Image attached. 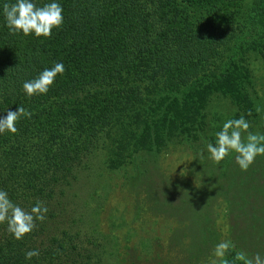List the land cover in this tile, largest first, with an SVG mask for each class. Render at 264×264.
<instances>
[{"label": "trees", "instance_id": "16d2710c", "mask_svg": "<svg viewBox=\"0 0 264 264\" xmlns=\"http://www.w3.org/2000/svg\"><path fill=\"white\" fill-rule=\"evenodd\" d=\"M33 2L59 3L64 21L48 38L12 34L3 5L15 0H0V118L18 107L32 113L17 121V133H0V190L25 211L41 201L48 212L20 240L0 224V264H102L119 256L103 233L76 229V217L59 222L66 189L94 160L115 170L135 153L159 152L180 132L201 129L212 91L245 108L238 59L218 74L206 67L229 39L237 38L236 53L264 49V0H249V35L199 8L208 4L220 15L227 6L243 10L242 0ZM61 62L65 72L47 94L25 93L24 82ZM29 250L39 255L26 259Z\"/></svg>", "mask_w": 264, "mask_h": 264}, {"label": "rangeland", "instance_id": "374dc122", "mask_svg": "<svg viewBox=\"0 0 264 264\" xmlns=\"http://www.w3.org/2000/svg\"><path fill=\"white\" fill-rule=\"evenodd\" d=\"M242 3L243 10L227 6L220 15L208 4L199 8L249 35L254 12L249 0ZM235 40L206 70L218 74L229 58L238 59L234 75L245 108L229 94L212 91L200 110L201 129L180 132L159 152L135 153L115 170L94 160L66 189L59 222L67 225L65 220L76 217V229L103 233L119 256L109 255L102 264H210L215 246L224 241L231 245L229 264H243L236 259L240 252L264 257V155L242 171L236 153L216 164L206 148L215 145L224 122L241 116L250 132L264 134V49L236 53Z\"/></svg>", "mask_w": 264, "mask_h": 264}, {"label": "clouds", "instance_id": "9594fccd", "mask_svg": "<svg viewBox=\"0 0 264 264\" xmlns=\"http://www.w3.org/2000/svg\"><path fill=\"white\" fill-rule=\"evenodd\" d=\"M62 13V6L57 2L37 6L33 0H15V3L3 5V14L10 32L22 33L24 36L34 34L36 37H51L52 30L60 28L63 24ZM64 72L63 63H56L50 69H44L37 78L24 82L23 89L29 97L47 94L57 75H63ZM31 115L32 113L24 107L8 111L5 117L0 118V133L5 131L17 133V121L21 117L31 118ZM249 128L250 124L243 116L224 122L221 130L215 134V145L208 143L206 146L210 159L219 164L231 152H234L240 169L247 171L258 155H264V134L252 133ZM200 156L203 157V152ZM47 212V206L41 201H37L30 211H25L11 201L6 191L0 190V224L7 222V230L17 240L23 239L30 233L36 227V221L43 222ZM230 247L227 241L218 243L213 253L215 258L210 261V264H229L225 255ZM38 255L39 250H29L25 253V258L31 260ZM236 259L243 264H264V257H261L259 253L249 258L245 253L240 252Z\"/></svg>", "mask_w": 264, "mask_h": 264}]
</instances>
